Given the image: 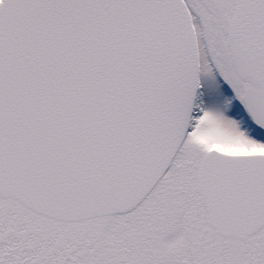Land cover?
I'll return each instance as SVG.
<instances>
[{
	"label": "water",
	"instance_id": "water-1",
	"mask_svg": "<svg viewBox=\"0 0 264 264\" xmlns=\"http://www.w3.org/2000/svg\"><path fill=\"white\" fill-rule=\"evenodd\" d=\"M226 36L264 136V0ZM198 75L182 0H0V199L60 223L129 213L185 139ZM195 190L218 237L264 227V155L206 152Z\"/></svg>",
	"mask_w": 264,
	"mask_h": 264
},
{
	"label": "rangeland",
	"instance_id": "rangeland-1",
	"mask_svg": "<svg viewBox=\"0 0 264 264\" xmlns=\"http://www.w3.org/2000/svg\"><path fill=\"white\" fill-rule=\"evenodd\" d=\"M184 1L193 17L201 74L189 131L167 172L129 213L75 224L0 199V264H264V227L244 241L216 236L194 181L197 163L209 150L264 155V140L254 138L243 109L249 83L235 73L225 38L241 0H219L222 10L209 0ZM247 249L250 255L242 257Z\"/></svg>",
	"mask_w": 264,
	"mask_h": 264
},
{
	"label": "flooded vegetation",
	"instance_id": "flooded-vegetation-1",
	"mask_svg": "<svg viewBox=\"0 0 264 264\" xmlns=\"http://www.w3.org/2000/svg\"><path fill=\"white\" fill-rule=\"evenodd\" d=\"M185 2V1H184ZM209 2L211 3V5L212 6H214L215 7V9H217V10H222L223 9V5H222V3L220 2V1H216V2H213V1H211V0H209ZM187 5V4H186ZM187 8H188V6H187ZM188 10H189V8H188ZM189 12H190V10H189ZM190 15H191V12H190ZM191 18H192V21H193V17H192V15H191ZM195 34H196V32H195ZM196 40H197V36H196ZM197 48H198V58H199V76H200V74H201V57H200V55H199V46H198V40H197ZM193 113H194V109H193ZM252 132H253V135H255V137L254 138H256L257 140H264V136H262L261 134H259V133H257L254 129H252ZM199 162H200V160L198 161V163H197V168H198V165H199ZM198 195V194H197ZM199 196V195H198ZM200 197V196H199ZM202 200V199H201ZM249 238V237H248ZM247 239V238H246ZM245 239V240H246ZM245 251V254H246V251H248V249L247 250H244ZM243 251V252H244ZM250 255V253H247L246 255H244L243 253L241 254V256L243 257V256H249ZM232 256V254L230 255V257ZM243 262H244V258H242L241 259ZM197 262V261H196ZM242 264H245V263H242Z\"/></svg>",
	"mask_w": 264,
	"mask_h": 264
},
{
	"label": "bare ground",
	"instance_id": "bare-ground-1",
	"mask_svg": "<svg viewBox=\"0 0 264 264\" xmlns=\"http://www.w3.org/2000/svg\"><path fill=\"white\" fill-rule=\"evenodd\" d=\"M226 28H227V24H226V27H225V32H226Z\"/></svg>",
	"mask_w": 264,
	"mask_h": 264
},
{
	"label": "trees",
	"instance_id": "trees-1",
	"mask_svg": "<svg viewBox=\"0 0 264 264\" xmlns=\"http://www.w3.org/2000/svg\"><path fill=\"white\" fill-rule=\"evenodd\" d=\"M2 253H0V255H1Z\"/></svg>",
	"mask_w": 264,
	"mask_h": 264
}]
</instances>
